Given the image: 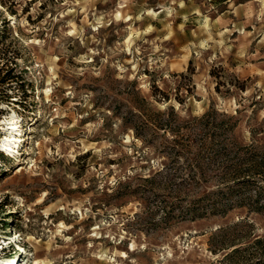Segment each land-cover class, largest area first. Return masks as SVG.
<instances>
[{
  "label": "rangeland",
  "instance_id": "rangeland-1",
  "mask_svg": "<svg viewBox=\"0 0 264 264\" xmlns=\"http://www.w3.org/2000/svg\"><path fill=\"white\" fill-rule=\"evenodd\" d=\"M9 134L1 264H264V212H186L264 154V0H0Z\"/></svg>",
  "mask_w": 264,
  "mask_h": 264
},
{
  "label": "trees",
  "instance_id": "trees-1",
  "mask_svg": "<svg viewBox=\"0 0 264 264\" xmlns=\"http://www.w3.org/2000/svg\"><path fill=\"white\" fill-rule=\"evenodd\" d=\"M211 74L218 76L215 70H212ZM207 138L203 143L206 146L208 144ZM233 167L228 173L229 175L225 177V181L216 186V189L190 200L192 205L187 207L186 212L192 218L203 216L202 214L205 212L222 214L239 205H247L250 210L264 212V154L249 157L247 161ZM252 188L255 191L254 194L250 192ZM238 192L241 195L233 199L234 194ZM198 203L205 204L202 211H199ZM260 241L259 238L255 239V242Z\"/></svg>",
  "mask_w": 264,
  "mask_h": 264
},
{
  "label": "bare ground",
  "instance_id": "bare-ground-1",
  "mask_svg": "<svg viewBox=\"0 0 264 264\" xmlns=\"http://www.w3.org/2000/svg\"><path fill=\"white\" fill-rule=\"evenodd\" d=\"M118 15V14H117ZM11 129L12 131L11 132H13V134L15 133V130H16V128H17V124H16V122L13 120L12 122H10V124H9V126H8V129ZM15 129V130H14ZM13 134H9V135H7V136H5L4 138H3V140L2 141H0V147H2V148H4V149H10L11 148V146H12V142L13 141H16V140H19V139H17ZM21 138V137H20ZM1 148V149H2ZM11 150V149H10ZM9 152V151H8ZM1 264V263H0ZM33 264H37V262H36V260H34L33 261Z\"/></svg>",
  "mask_w": 264,
  "mask_h": 264
}]
</instances>
